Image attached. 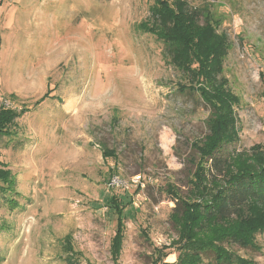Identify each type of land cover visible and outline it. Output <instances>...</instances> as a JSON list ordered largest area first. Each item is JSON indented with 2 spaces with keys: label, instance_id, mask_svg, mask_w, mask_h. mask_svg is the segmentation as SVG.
Returning <instances> with one entry per match:
<instances>
[{
  "label": "rangeland",
  "instance_id": "obj_1",
  "mask_svg": "<svg viewBox=\"0 0 264 264\" xmlns=\"http://www.w3.org/2000/svg\"><path fill=\"white\" fill-rule=\"evenodd\" d=\"M154 2L0 0V102L33 108L52 90L51 98L17 119L12 137L0 140L1 160L15 181L0 196V264H66L67 235L81 264H113L119 218L107 208L112 196L123 199L121 264L178 261L185 241L180 243V226L171 219L177 200L168 188L183 197L190 192L192 144L209 133L210 109L198 95L179 91L186 80L164 43L139 30L155 23ZM187 2L205 8L230 44L224 77L241 103L235 109L239 140L221 153L231 156L228 176L259 170L264 0ZM104 147L116 158H105ZM115 178L122 186L110 185ZM224 181L205 186L219 189ZM249 217L215 218L201 232L224 233ZM161 249L168 256L157 262ZM232 250L264 264V232L253 248ZM203 258L202 264H215L209 254Z\"/></svg>",
  "mask_w": 264,
  "mask_h": 264
},
{
  "label": "trees",
  "instance_id": "obj_2",
  "mask_svg": "<svg viewBox=\"0 0 264 264\" xmlns=\"http://www.w3.org/2000/svg\"><path fill=\"white\" fill-rule=\"evenodd\" d=\"M151 16L155 18V23H142L139 30L164 43L170 62L186 80L185 84L180 85L179 91L198 95L210 109L206 122L209 133L192 144L196 157L193 161L195 171L190 181V192L183 197L174 187L168 188L177 200L171 219L176 226H180V243L181 240L185 241L175 264H202L203 256L208 254L215 264H255L232 250L234 245L245 249L253 248L257 233L264 232V162L259 170L243 168L230 177L227 172L231 156L221 154L224 153L225 145L239 140L235 109L240 105L241 99L230 90L229 82L224 77L229 40L225 34L217 33L220 25L209 17L205 8H193L187 0H155ZM51 91L49 88L33 108L22 106L18 109L0 102V140L12 137L14 132L11 127L17 119L51 98ZM103 154L105 158L117 156L115 151L106 147ZM220 181L224 183L219 189L205 186V182L215 185ZM14 184L12 170L0 160V196H7ZM190 198L196 200V203L188 201ZM199 199H205V202H197ZM122 202L123 199L112 196L108 202L110 206L107 207L119 218L118 229L110 247L113 264H121L125 240ZM255 208H261L262 214L254 213ZM244 215L250 217L243 220L242 227L216 235L201 232L205 227L204 223L215 218L227 221ZM199 234L202 235L201 239ZM64 242L65 263L81 264L80 253L72 245V236L67 235ZM159 251L157 262L168 256L162 249ZM164 264L169 263L164 261Z\"/></svg>",
  "mask_w": 264,
  "mask_h": 264
},
{
  "label": "built area",
  "instance_id": "obj_3",
  "mask_svg": "<svg viewBox=\"0 0 264 264\" xmlns=\"http://www.w3.org/2000/svg\"><path fill=\"white\" fill-rule=\"evenodd\" d=\"M133 181L134 182H138L139 178L136 177L135 179H133ZM110 185H112L113 187H120V186H122V183H121V181L119 179L115 178V179L112 180V183Z\"/></svg>",
  "mask_w": 264,
  "mask_h": 264
},
{
  "label": "crops",
  "instance_id": "obj_4",
  "mask_svg": "<svg viewBox=\"0 0 264 264\" xmlns=\"http://www.w3.org/2000/svg\"><path fill=\"white\" fill-rule=\"evenodd\" d=\"M2 159V157L0 156V160ZM4 163H6L4 160H2ZM6 164H8V162L6 163Z\"/></svg>",
  "mask_w": 264,
  "mask_h": 264
}]
</instances>
